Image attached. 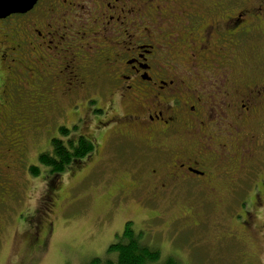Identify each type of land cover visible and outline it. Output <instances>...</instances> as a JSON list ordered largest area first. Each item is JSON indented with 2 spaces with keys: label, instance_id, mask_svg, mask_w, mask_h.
Here are the masks:
<instances>
[{
  "label": "flooded vegetation",
  "instance_id": "flooded-vegetation-1",
  "mask_svg": "<svg viewBox=\"0 0 264 264\" xmlns=\"http://www.w3.org/2000/svg\"><path fill=\"white\" fill-rule=\"evenodd\" d=\"M88 122L91 130L108 132L132 166L114 178L110 212L130 199L173 203L179 208L172 223L197 239L192 230L211 225L210 207L245 203L239 196L251 186L260 191L250 202H260L264 0H36L1 17L0 205L6 212L33 204L27 158L45 132L65 125L83 134ZM42 205L47 200L36 208ZM251 211L244 209L237 224L253 242L262 230Z\"/></svg>",
  "mask_w": 264,
  "mask_h": 264
},
{
  "label": "rangeland",
  "instance_id": "rangeland-1",
  "mask_svg": "<svg viewBox=\"0 0 264 264\" xmlns=\"http://www.w3.org/2000/svg\"><path fill=\"white\" fill-rule=\"evenodd\" d=\"M60 121L65 124L63 119ZM88 123L80 132H88L97 146L91 158L83 161L84 166L81 162L77 168L65 171L53 180L50 188L46 168L40 166L38 176H25L33 204L21 202L9 212L0 205V264H85L90 257L105 253L127 220H133L134 227L146 230L149 241L160 248L162 258L173 255L184 264H264V205L261 206L264 196L253 205L249 200L254 192L260 191L259 187L245 188L239 196L245 199L241 205L230 201V209L221 210L220 205L210 207L211 225L192 230L197 239L191 237L190 231H180L178 224L172 223L179 208L173 203L156 207L130 199L122 209L110 212L108 205L113 201L109 192L117 184L114 178L126 174L132 166L129 160L118 156L108 132L105 135L95 132L90 129L93 122ZM45 133L35 152L27 158L28 164L38 163L36 152L49 150L50 139L59 136L56 126ZM101 158L102 162L93 164ZM20 177L24 178L23 174ZM40 198L47 200V208L45 205L36 208L42 202ZM189 200L197 205L191 197ZM176 201L185 202L180 198ZM244 209L257 215L256 224L262 230L257 241H250L243 226L237 224L245 220ZM159 212L160 217L153 218ZM198 217L203 218L200 214ZM233 233L239 239H231Z\"/></svg>",
  "mask_w": 264,
  "mask_h": 264
},
{
  "label": "trees",
  "instance_id": "trees-1",
  "mask_svg": "<svg viewBox=\"0 0 264 264\" xmlns=\"http://www.w3.org/2000/svg\"><path fill=\"white\" fill-rule=\"evenodd\" d=\"M77 128L71 129L65 125L58 128L59 136L50 139V148L41 151L37 156L38 163L29 164V174L38 176L40 166L46 168L45 172L48 188L52 182L65 171L72 170L83 163L96 147L95 138L86 133H77ZM134 221H125L122 231L115 234L105 253L93 256L85 264H184L182 260L173 255L162 258L158 245L151 243L144 228H136Z\"/></svg>",
  "mask_w": 264,
  "mask_h": 264
},
{
  "label": "water",
  "instance_id": "water-1",
  "mask_svg": "<svg viewBox=\"0 0 264 264\" xmlns=\"http://www.w3.org/2000/svg\"><path fill=\"white\" fill-rule=\"evenodd\" d=\"M36 0H0V18L12 12H23L33 7Z\"/></svg>",
  "mask_w": 264,
  "mask_h": 264
}]
</instances>
